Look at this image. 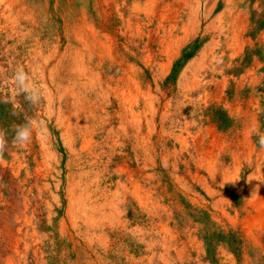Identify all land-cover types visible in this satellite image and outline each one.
Returning a JSON list of instances; mask_svg holds the SVG:
<instances>
[{"label": "rangeland", "instance_id": "374dc122", "mask_svg": "<svg viewBox=\"0 0 264 264\" xmlns=\"http://www.w3.org/2000/svg\"><path fill=\"white\" fill-rule=\"evenodd\" d=\"M181 12L179 8L178 21L184 16ZM186 12L195 15V22L177 23L170 51L173 57L169 63L166 57L161 59L169 69L153 82L161 99L158 133L164 138L173 126L178 139L180 126L186 121L191 124L186 157L180 139L175 141L178 156L170 207L176 233L191 243L182 264H264V149L258 145L264 135V0H189ZM104 27L109 31V22ZM57 28L63 38L62 24ZM35 31L43 40H51L54 32L47 28ZM17 32L6 42L4 35L0 38V264H125L126 253L143 251L152 241L148 237L140 241L134 230L140 224L128 212L130 207L124 208L127 231L123 238L122 234L111 237V250L109 230L104 228L105 245L88 248L83 242L84 229L71 231V235L60 233L58 223L69 205L67 176L76 169L62 146L53 115L46 109L41 83L26 67L22 45L29 39ZM61 45L63 52L62 39ZM145 78L151 85L150 75L146 73ZM106 79L104 71L101 82ZM166 108H170L168 116ZM24 126L30 127L31 138L27 143L16 142V131ZM214 135L234 142L237 161L223 150L208 171L205 152ZM198 136L206 141L199 154L193 143ZM246 136L254 141L249 159ZM46 138L58 159L60 174L50 171L51 178L43 179L38 172L43 161L39 140L47 142Z\"/></svg>", "mask_w": 264, "mask_h": 264}, {"label": "bare ground", "instance_id": "6f19581e", "mask_svg": "<svg viewBox=\"0 0 264 264\" xmlns=\"http://www.w3.org/2000/svg\"><path fill=\"white\" fill-rule=\"evenodd\" d=\"M188 5L189 0H0V38L4 35L5 42L12 39L17 29V35L29 39L24 43L27 46L22 45L28 59L26 67L41 83L45 108L51 112L50 117L53 115L62 146L76 169L67 176L69 205L58 223L60 233L69 235L84 229L83 242L88 248L105 245L107 233H101L104 228L109 230L110 249L114 244L111 237L122 234L123 238L127 231L124 208L130 207L128 212L140 224L134 229L140 241L145 237L152 241L145 244L143 251L126 253L125 264H182L191 244L176 233L170 209L178 156L175 141L180 139L186 157L191 124L186 121L180 126L178 139L173 126L163 138L157 123L161 99L153 89L157 75L162 76L169 69L177 23L195 22L193 13H185ZM178 7L184 11L179 21ZM106 22L109 31L104 27ZM59 24L63 38L58 35ZM42 28L53 30L54 39L43 40V36L33 34L35 29ZM61 39L65 43L63 54ZM163 57L167 64L162 63ZM104 71L107 79L103 84ZM146 73L151 77V85L146 81ZM166 109L168 116L170 108ZM197 139L193 143L199 154L206 141L203 136ZM46 140H39L43 161L38 172L43 179L51 178L50 171L60 174L50 139ZM231 141L214 135L208 144L210 150L205 152L208 171H212L223 150L237 161ZM244 141L249 159L254 141L247 136ZM86 168L88 173L84 172ZM261 204L264 207V201ZM95 230L99 234H89Z\"/></svg>", "mask_w": 264, "mask_h": 264}, {"label": "clouds", "instance_id": "9594fccd", "mask_svg": "<svg viewBox=\"0 0 264 264\" xmlns=\"http://www.w3.org/2000/svg\"><path fill=\"white\" fill-rule=\"evenodd\" d=\"M18 78L22 80V74H18ZM36 98V97H33ZM31 138L30 127L24 126L18 128L16 131L15 141L19 143H27ZM258 145L261 149H264V135H261L258 139Z\"/></svg>", "mask_w": 264, "mask_h": 264}, {"label": "crops", "instance_id": "0c3cea01", "mask_svg": "<svg viewBox=\"0 0 264 264\" xmlns=\"http://www.w3.org/2000/svg\"><path fill=\"white\" fill-rule=\"evenodd\" d=\"M62 47H63V46H62ZM64 49H65V45H64ZM64 51H65V50H63V52H62V53H64Z\"/></svg>", "mask_w": 264, "mask_h": 264}]
</instances>
